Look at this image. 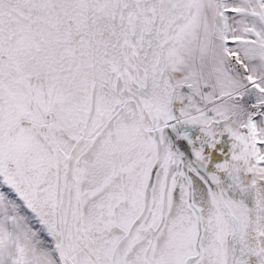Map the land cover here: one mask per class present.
<instances>
[{
	"label": "snow or ice",
	"instance_id": "1",
	"mask_svg": "<svg viewBox=\"0 0 264 264\" xmlns=\"http://www.w3.org/2000/svg\"><path fill=\"white\" fill-rule=\"evenodd\" d=\"M0 264H264V0H0Z\"/></svg>",
	"mask_w": 264,
	"mask_h": 264
}]
</instances>
